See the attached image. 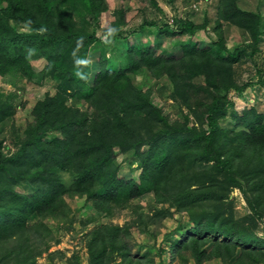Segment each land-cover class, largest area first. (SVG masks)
Returning a JSON list of instances; mask_svg holds the SVG:
<instances>
[{
    "label": "trees",
    "instance_id": "obj_1",
    "mask_svg": "<svg viewBox=\"0 0 264 264\" xmlns=\"http://www.w3.org/2000/svg\"><path fill=\"white\" fill-rule=\"evenodd\" d=\"M126 9L112 11L104 27L106 0H0V76H12L17 87L43 60V77L58 82L56 94L35 103L24 129L15 124L17 93L0 91V264H38L50 243L60 242L49 221L72 227L76 197L96 215L81 221L87 229L96 223L84 236L87 264H264V113L253 107L239 114L231 97L251 86L238 82L235 68L260 52L263 15L220 0L217 29L226 22L244 31L246 51L230 50L222 37L199 38L208 21L185 18L173 32L187 35L182 54L169 56L144 43V30L137 40L124 34ZM99 44L95 72L87 57ZM116 52L125 65L113 62ZM139 74L169 81L182 118H171L152 89L138 86L132 76ZM62 174L74 178L71 186ZM235 190L250 210L244 217L236 213ZM147 194L150 214L134 204ZM126 209L134 217L114 223ZM184 214L190 226L162 231L165 220ZM101 218L109 222L98 224ZM133 228L151 235L142 256L132 252Z\"/></svg>",
    "mask_w": 264,
    "mask_h": 264
},
{
    "label": "rangeland",
    "instance_id": "obj_2",
    "mask_svg": "<svg viewBox=\"0 0 264 264\" xmlns=\"http://www.w3.org/2000/svg\"><path fill=\"white\" fill-rule=\"evenodd\" d=\"M110 8L108 15L103 18L102 26L107 27L113 22L114 17L111 12L122 7L126 9V21L127 27L124 29V34L129 35L135 33L134 40L139 38L141 31L143 34L144 43L158 46V54L169 56H180L181 46L187 41V35H174L173 32L178 31V25L182 19L188 18L197 24H204L208 21L206 30L199 31V38L211 40H219L220 37L224 38L227 47L230 50L236 48L246 51L245 46L250 43L247 40L244 31L232 26L226 22L221 23V30L217 29L218 19V6L220 0H156L153 4L151 0H106ZM238 5L242 10H250L253 12L260 11L264 19V2L260 3V0H238ZM151 22H155L157 28L162 29V33H159L156 27L151 25ZM264 27V24H263ZM264 33V29H263ZM101 34V31L99 32ZM103 39H106L104 35ZM158 40V41H157ZM210 40V39H208ZM126 43V42H123ZM124 46V45H122ZM260 52L253 56V58L247 57L246 61L238 64L235 68L236 77L238 82L247 83L250 82L251 86L242 94L233 92L231 94L232 99L235 102L236 110L239 114L245 108H256L258 112L264 113V86L260 85L261 79L264 80V75L260 78V73H264V35L263 40L260 42ZM111 51L109 55L114 54L113 46L109 48ZM104 51L102 44L89 52L88 60L92 63L93 71L98 70V61L101 53ZM250 49L248 52L250 53ZM116 52L113 62L119 66L125 65V63L119 59V55ZM35 74L33 79H22L18 82V86L14 85V78L12 76H0V91L5 93H17V99L15 100L17 107V114L15 117V124L18 128L24 129L28 122L32 121L31 111L35 103L43 99L47 94L54 95L57 91L58 82L44 78L42 69L45 66L43 60L33 62ZM134 81L142 89H152L154 102L163 108L166 114H169L171 118H182V114L179 112V108L175 104L172 98H170L171 85L165 78L154 80L147 74H139L132 76ZM165 86V90L160 88ZM86 104H81L82 108H86ZM185 111V110H184ZM8 143V141H7ZM9 144V143H8ZM117 162L121 166L123 173L127 177H131V172L128 165L125 162L123 155L117 151ZM136 166V165H135ZM64 183L67 186H71L74 178L69 174H62ZM18 190L21 192L31 193L30 189L19 186ZM234 198V207L238 217H244L250 213L243 194L239 190H235L232 194ZM152 194H147L144 197L136 200L135 205L142 206L147 214L152 213L154 208ZM70 205L73 209L72 218L74 224L72 227L66 224H58L56 222L49 221V226L53 230L54 237L60 238V242H51L50 249L38 259V264H68L70 259L81 260L82 264H87L88 251L85 243V234L93 229L96 223L91 224L88 229L82 226L81 221L86 220L89 216L95 215L93 209L85 204L82 198H73L70 200ZM96 216V215H95ZM99 217V216H98ZM134 217V213L131 209L123 210L113 218L114 223L123 225ZM34 221V220H33ZM100 223H108L109 220L102 218L98 221ZM189 224V218L186 214L176 215L173 219H167L163 222L162 228L152 226L150 230L162 229L163 232H171L177 230L180 225L183 227ZM264 224V223H263ZM190 226V224H189ZM133 237L131 239V248L134 256H142L148 250V244L151 245V235L139 234L136 228L132 229ZM259 235L264 236V225L258 231ZM50 254H55L53 259L49 257ZM167 258H170L168 253ZM168 264V262H166ZM178 264V263H173ZM194 264V262H190ZM205 264H221L220 261L213 260Z\"/></svg>",
    "mask_w": 264,
    "mask_h": 264
}]
</instances>
